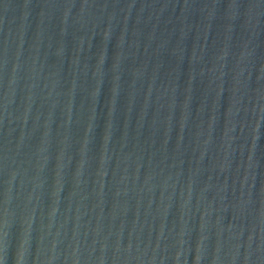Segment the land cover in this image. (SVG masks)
Masks as SVG:
<instances>
[{
	"label": "water",
	"instance_id": "1",
	"mask_svg": "<svg viewBox=\"0 0 264 264\" xmlns=\"http://www.w3.org/2000/svg\"><path fill=\"white\" fill-rule=\"evenodd\" d=\"M0 264H264V0H0Z\"/></svg>",
	"mask_w": 264,
	"mask_h": 264
}]
</instances>
